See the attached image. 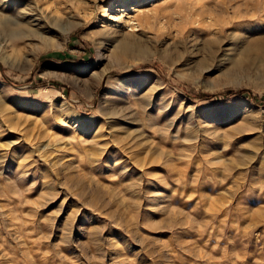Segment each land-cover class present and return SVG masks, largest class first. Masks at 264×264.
Listing matches in <instances>:
<instances>
[{
  "label": "rangeland",
  "instance_id": "rangeland-1",
  "mask_svg": "<svg viewBox=\"0 0 264 264\" xmlns=\"http://www.w3.org/2000/svg\"><path fill=\"white\" fill-rule=\"evenodd\" d=\"M0 12V264H264V0Z\"/></svg>",
  "mask_w": 264,
  "mask_h": 264
},
{
  "label": "bare ground",
  "instance_id": "bare-ground-1",
  "mask_svg": "<svg viewBox=\"0 0 264 264\" xmlns=\"http://www.w3.org/2000/svg\"><path fill=\"white\" fill-rule=\"evenodd\" d=\"M263 9V8H262ZM8 20V18H6L5 17V15H3L1 12H0V24H4L5 25V23H6V21ZM3 26V25H2ZM238 36V35H237ZM239 37V36H238ZM243 37V36H242ZM235 38V37H234ZM235 39H237V38H235ZM240 39V38H239ZM243 39V41L245 40L244 39V37L242 38ZM241 39V40H242ZM256 40H257V38H256ZM252 41V40H251ZM244 43V42H243ZM254 50H255V52H257V50H259V51H264V38H261L260 40H257V41H255V45H254V48H253ZM253 50V51H254ZM252 51V52H253ZM248 52V51H247ZM178 219H180V218H178ZM179 221V220H178ZM179 223V222H178Z\"/></svg>",
  "mask_w": 264,
  "mask_h": 264
}]
</instances>
